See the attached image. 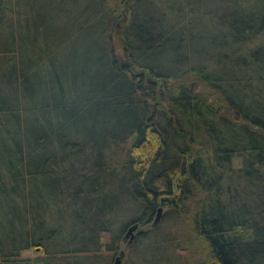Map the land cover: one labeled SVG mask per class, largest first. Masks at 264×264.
I'll return each mask as SVG.
<instances>
[{
    "label": "trees",
    "instance_id": "1",
    "mask_svg": "<svg viewBox=\"0 0 264 264\" xmlns=\"http://www.w3.org/2000/svg\"><path fill=\"white\" fill-rule=\"evenodd\" d=\"M36 1L0 0V264H264V0H66L28 63Z\"/></svg>",
    "mask_w": 264,
    "mask_h": 264
},
{
    "label": "rangeland",
    "instance_id": "2",
    "mask_svg": "<svg viewBox=\"0 0 264 264\" xmlns=\"http://www.w3.org/2000/svg\"><path fill=\"white\" fill-rule=\"evenodd\" d=\"M22 0H20L21 2ZM37 2V1H36ZM64 3L60 4L59 10L57 13H52L50 6H47L44 2H37L36 6L38 7L37 14L33 17H31L30 14H28L27 17H29L32 20V23L26 24V20L23 17H17L14 21L16 23L12 24V30H7L8 32L13 31L15 33V46L18 50L19 57L23 59L24 61H27L28 63L31 62V60L35 57L36 55H42L44 50L45 45H52L54 46L55 44H59L60 41H67V45L71 43H75L83 39L84 35L79 34L74 36L73 30L76 29L75 21L71 20V14L73 16L75 15V12L77 13L80 9H83V4L84 2L79 1H63ZM60 3V1L56 2ZM215 0H203L202 5L204 6H210L211 4H214ZM26 4V3H25ZM32 6V4H31ZM35 6V4H34ZM27 7V6H26ZM27 13L32 12V7L30 9L26 10ZM20 14L23 16V11L20 12ZM25 17V16H24ZM173 15L171 16V18ZM39 22V23H38ZM114 23H112V28L114 26ZM165 24L168 23V20L164 21ZM36 24V25H35ZM43 24L40 26L38 29V25ZM217 25V21L215 24L212 25V28ZM216 29H208L210 33L212 31H217L218 27H215ZM83 34V33H82ZM72 37H68V36ZM66 37H68L66 39ZM93 39H95L93 37ZM69 42V44H68ZM7 46H10V43L7 41L5 42ZM44 44V46H43ZM66 45V46H67ZM196 45L199 47V43ZM204 45V44H203ZM202 44L200 45L201 47L203 46ZM65 47V46H64ZM63 47V48H64ZM197 47V48H198ZM205 47V45L203 46ZM187 50V49H186ZM36 54V55H34ZM164 208H162L161 213H163ZM166 226V224L164 225ZM136 230V229H135ZM135 230L133 231V235L135 233ZM167 232H169L170 229L166 228L165 229ZM121 242V247H123V251L127 252V248L130 245V241H127V236L122 238ZM170 246V245H169ZM171 255L173 256V259H171V262L169 264H185L186 263V256H185V251L181 249H172L171 250ZM42 256L40 253L39 249L35 248H28L21 250L19 252V257L22 259H26L30 264H40L39 263V258ZM172 258V257H171ZM125 261L121 263L119 261V264H129V258L127 257L124 259ZM118 264V263H117ZM165 264H168V259L165 261ZM198 264H206V263H198Z\"/></svg>",
    "mask_w": 264,
    "mask_h": 264
},
{
    "label": "water",
    "instance_id": "3",
    "mask_svg": "<svg viewBox=\"0 0 264 264\" xmlns=\"http://www.w3.org/2000/svg\"><path fill=\"white\" fill-rule=\"evenodd\" d=\"M161 207H158L157 209H156V213H155V217H154V219H153V223H156L157 222V220H158V218H159V216H160V213H161ZM136 227H137V225H136V223H133L132 225H130L127 229H126V231H125V233H124V236L126 237L127 236V238H128V241H131L132 240V238H133V231L136 229ZM35 249H37V248H35ZM118 260H119V258H118V256H116V257H114V264H117L118 263Z\"/></svg>",
    "mask_w": 264,
    "mask_h": 264
},
{
    "label": "flooded vegetation",
    "instance_id": "4",
    "mask_svg": "<svg viewBox=\"0 0 264 264\" xmlns=\"http://www.w3.org/2000/svg\"><path fill=\"white\" fill-rule=\"evenodd\" d=\"M114 259V258H113Z\"/></svg>",
    "mask_w": 264,
    "mask_h": 264
}]
</instances>
